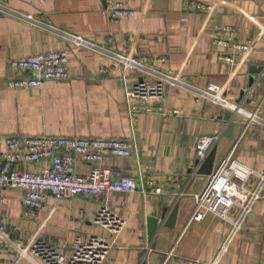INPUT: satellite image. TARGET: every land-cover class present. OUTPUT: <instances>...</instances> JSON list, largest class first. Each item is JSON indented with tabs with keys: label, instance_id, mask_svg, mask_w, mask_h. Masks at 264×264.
I'll use <instances>...</instances> for the list:
<instances>
[{
	"label": "crops",
	"instance_id": "crops-1",
	"mask_svg": "<svg viewBox=\"0 0 264 264\" xmlns=\"http://www.w3.org/2000/svg\"><path fill=\"white\" fill-rule=\"evenodd\" d=\"M126 2L135 15L117 22L100 13L104 0L3 4L0 135L132 139L131 156H109L100 164L140 177L145 190L105 195L110 210L124 220L117 235L94 223L101 203L93 198L57 201L47 196L44 207L32 215L21 190H2L0 225L6 223V229L0 238V264H42L30 249L26 255L20 249L31 245L34 236L63 247L76 235L105 237L111 246L103 264H162L171 249L166 264H213L227 223L212 213L189 222L196 196L210 176L195 170L197 138L218 136L211 149V173L231 150L246 166L264 169V2ZM225 27L230 28L231 45H250L233 63L219 58L232 47L215 42L218 35L224 37ZM56 49L68 50L69 80H46L34 88L8 86L15 75L12 60ZM118 55L139 66L129 68ZM251 66L263 69L253 74ZM161 77L165 96L159 103L127 96L135 82ZM211 85L218 87L217 93L210 91ZM205 92L240 107L230 135L224 133L228 108ZM76 169L85 173L89 166L78 160ZM166 208L174 212L173 224L162 223L149 237L147 218H160ZM218 264H264V192Z\"/></svg>",
	"mask_w": 264,
	"mask_h": 264
},
{
	"label": "built area",
	"instance_id": "built-area-1",
	"mask_svg": "<svg viewBox=\"0 0 264 264\" xmlns=\"http://www.w3.org/2000/svg\"><path fill=\"white\" fill-rule=\"evenodd\" d=\"M0 0V13L5 11ZM45 1V0H39ZM263 1L264 0H260ZM100 13L115 22L121 18L135 15L126 0H104ZM230 28L223 29V35L215 37V42L224 47L232 48L219 58L233 63L236 54L248 52L250 45H231ZM80 43V41L78 42ZM69 54L67 49H56L31 54L11 61L15 75L8 80L12 88L39 87L46 80H69ZM118 58L129 68L138 67L133 58ZM165 78L153 81L139 80L127 91L128 97H136L144 104L159 103L164 99ZM210 91H218L215 85ZM216 93H204L215 102H222L232 111H240V107L224 101ZM154 101V102H151ZM260 104L253 113L247 115L254 119ZM147 110H151L147 107ZM172 110L171 113H177ZM218 136L201 135L196 140V157L204 158L216 143ZM135 149L132 139L73 137V136H2L0 135V201L1 191L7 188L19 189L22 192V203L31 214L41 210L47 196L55 200L86 196L98 200L101 204L94 215V223L110 234L117 235L124 226V220L110 210L105 195L108 192H133L138 190L139 182L145 190L140 177L124 176L114 167L100 163L111 157H129ZM80 160L89 166V170L81 173L76 169ZM34 166L36 169H29ZM159 192V189H155ZM264 169L257 171L233 157L231 150L210 174L202 192L196 196V202L189 218L200 220L206 213L217 215L227 223L224 238L219 245L213 264H218L228 251L234 238L242 227L247 214L254 203L263 196ZM6 223L0 225V238H5ZM34 236L32 244L20 249L22 255L28 250L40 259L42 264H103L110 250V244L103 235H76L70 244L62 246ZM172 249L163 259L166 264Z\"/></svg>",
	"mask_w": 264,
	"mask_h": 264
},
{
	"label": "water",
	"instance_id": "water-1",
	"mask_svg": "<svg viewBox=\"0 0 264 264\" xmlns=\"http://www.w3.org/2000/svg\"><path fill=\"white\" fill-rule=\"evenodd\" d=\"M263 69L262 66H258V67H253L251 66V73H260V71ZM254 77L251 78V80L253 81ZM237 114V111H230L227 110L224 113V120L227 121V126L225 128V135H230L229 133H231L233 127H234V122H232V118L233 116ZM212 154L211 150L204 156V158L202 159H198L196 158L195 161V170L197 171H203L205 170L206 173L211 174V171L209 170L210 168V164L212 161ZM170 208H166L161 217L160 218H154V217H148L147 218V224H148V235L149 237H153L157 231V229L159 228V225H161L162 223H165L167 225H172L173 224V218H174V212L169 210ZM172 223V224H171Z\"/></svg>",
	"mask_w": 264,
	"mask_h": 264
},
{
	"label": "rangeland",
	"instance_id": "rangeland-1",
	"mask_svg": "<svg viewBox=\"0 0 264 264\" xmlns=\"http://www.w3.org/2000/svg\"><path fill=\"white\" fill-rule=\"evenodd\" d=\"M225 28H229V27H225ZM225 28H224V29H225ZM218 102H220V101H218ZM228 110H229V109H228ZM230 111H232V110H230ZM213 146H214V145H213ZM212 148H213V147H212ZM212 148H211V149H212ZM211 149H210V150H211ZM210 150H209V151H210ZM209 151H208V152H209ZM208 152H207V153H208ZM196 158H197V157H196ZM138 184H139V188H140V187H141L140 182H139ZM190 217H191V216H190ZM168 253H169V252H168ZM168 253H167V254H168ZM167 254H166V256H167ZM166 256H165V258H166ZM165 258H164V259H165Z\"/></svg>",
	"mask_w": 264,
	"mask_h": 264
}]
</instances>
